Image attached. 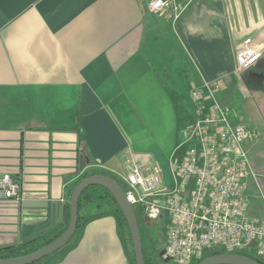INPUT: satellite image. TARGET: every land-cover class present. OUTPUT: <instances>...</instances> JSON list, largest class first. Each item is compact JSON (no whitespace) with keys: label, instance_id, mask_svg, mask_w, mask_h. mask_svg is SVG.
<instances>
[{"label":"crops","instance_id":"crops-1","mask_svg":"<svg viewBox=\"0 0 264 264\" xmlns=\"http://www.w3.org/2000/svg\"><path fill=\"white\" fill-rule=\"evenodd\" d=\"M150 1L0 0V177L18 181L21 200L61 205L45 237L65 227V191L88 167L116 177L139 165L172 188L194 84L219 86L227 105L244 87L235 48L248 40L264 53L258 0L255 19L244 0L247 26L239 0H179L176 21L150 13ZM250 70L264 86V55ZM15 202L0 196V249L22 245L14 226L27 211ZM42 264L133 262L109 213Z\"/></svg>","mask_w":264,"mask_h":264},{"label":"built area","instance_id":"built-area-1","mask_svg":"<svg viewBox=\"0 0 264 264\" xmlns=\"http://www.w3.org/2000/svg\"><path fill=\"white\" fill-rule=\"evenodd\" d=\"M152 14L170 12L178 20L186 6L179 0H151ZM264 53L248 40L235 48V71L242 74ZM217 87H193V117L181 131L182 156L175 183L164 189L160 174L132 165L116 177L123 182L133 209L149 221L165 214L164 256L167 264H192L203 254H246L264 264V223L249 214L247 179L250 167L247 145L255 134L237 122L227 105L215 100ZM0 196L19 202L20 186L9 174L0 177Z\"/></svg>","mask_w":264,"mask_h":264},{"label":"water","instance_id":"water-1","mask_svg":"<svg viewBox=\"0 0 264 264\" xmlns=\"http://www.w3.org/2000/svg\"><path fill=\"white\" fill-rule=\"evenodd\" d=\"M231 1V0H230ZM251 13L254 17L253 0H248ZM241 12L244 18L245 26H247V15L245 10L244 0H239ZM261 16L264 19V0H258ZM98 186L112 196L121 215L125 221L129 239L131 243V250L133 254L134 264H145L142 249V240L138 220L135 211L128 202L125 192L120 185L112 178L105 175H93L82 180L71 192L68 202V223L64 232L53 242L48 245L28 254L17 258H9L0 260V264H35L40 260L55 254L66 246L67 242L73 236L77 221H78V200L80 195L88 187ZM18 209L27 211V213H20L15 223V234L19 237L22 244L31 242L47 232L52 230L62 220L61 205L56 201H42V200H20L15 202ZM29 211V213H28ZM64 221L66 218L63 219ZM11 248V247H7ZM7 248H2L4 250ZM164 250L159 253V257L163 258ZM168 258L163 259V263L167 264ZM198 264H261L246 256L234 253H222L212 255L202 259Z\"/></svg>","mask_w":264,"mask_h":264},{"label":"rangeland","instance_id":"rangeland-1","mask_svg":"<svg viewBox=\"0 0 264 264\" xmlns=\"http://www.w3.org/2000/svg\"><path fill=\"white\" fill-rule=\"evenodd\" d=\"M258 76L253 70L240 74V83L244 84V89L241 88L242 95L227 99L226 104L235 113L237 122L247 126L255 134V138L246 147L250 167V176L246 181V195L249 214L264 223V101H261L264 97V86L258 83ZM198 86L195 83L193 87ZM217 89H220L219 86ZM254 91L257 93L255 94ZM180 154L181 159L182 149ZM139 215L147 251L152 254L158 264H164L162 260H159L158 255L165 246L167 216L162 214L158 220L149 221L141 214Z\"/></svg>","mask_w":264,"mask_h":264},{"label":"trees","instance_id":"trees-1","mask_svg":"<svg viewBox=\"0 0 264 264\" xmlns=\"http://www.w3.org/2000/svg\"><path fill=\"white\" fill-rule=\"evenodd\" d=\"M88 168L85 169V171H83L81 173L80 177L73 183V185L71 187L66 189V191H65V205H66L67 209H68L69 198H70V195H71V192L73 191V189L82 180H84L87 177L93 176V175L108 176V177L112 178L113 180H115L120 185V187L123 189L124 192L126 191V188H125V185L123 184V182L120 181L118 178H116L114 175L109 174L108 172L96 169V168H89V169ZM109 213L115 214L120 219L122 225L124 226L126 237H127V248L129 251L130 258L134 264L133 254H132V250H131V243H130L129 234L127 231L125 221H124V219L121 215V212L118 209L115 201L113 200L112 196L105 189L98 187V186H92V187H88L80 195L79 200H78V221H77V226H76L75 232L81 227V225L83 224V222L87 218L98 217V216H102V215L109 214ZM135 214H136V217L138 220V225H139L140 234H141L144 262H145V264H158L156 259H154V257L152 256V254H150L147 251V248L145 246V235L143 233V227H142L140 219H139L140 215L136 211H135ZM67 223H68V213H67V220H66L65 227L61 231H59L58 233H56L55 235L50 236V237H45V235L41 236V237L31 241V242L22 244L19 247H11V248H7L4 250H0V260L25 256V255H28V254L46 246V245H48L49 243L56 240L64 232V230L67 227ZM75 232H74V234H75ZM74 234H73V236H74ZM73 236L67 242L66 245L69 244V242L72 240ZM218 254H222V252L214 251L211 253H205V254H203V256L200 260L194 261L192 264H198L202 259L209 257V256H212V255H218ZM241 255L246 256L252 260L259 262L257 259H254L253 257H251L249 255H246V254H241ZM51 256L52 255L40 260L39 262H37L35 264H42L43 262L48 260Z\"/></svg>","mask_w":264,"mask_h":264},{"label":"flooded vegetation","instance_id":"flooded-vegetation-1","mask_svg":"<svg viewBox=\"0 0 264 264\" xmlns=\"http://www.w3.org/2000/svg\"><path fill=\"white\" fill-rule=\"evenodd\" d=\"M248 72V71H247Z\"/></svg>","mask_w":264,"mask_h":264}]
</instances>
